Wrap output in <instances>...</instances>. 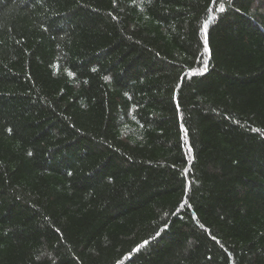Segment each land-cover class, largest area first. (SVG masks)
I'll use <instances>...</instances> for the list:
<instances>
[{"label": "trees", "instance_id": "trees-1", "mask_svg": "<svg viewBox=\"0 0 264 264\" xmlns=\"http://www.w3.org/2000/svg\"><path fill=\"white\" fill-rule=\"evenodd\" d=\"M0 264H264V0H0Z\"/></svg>", "mask_w": 264, "mask_h": 264}]
</instances>
